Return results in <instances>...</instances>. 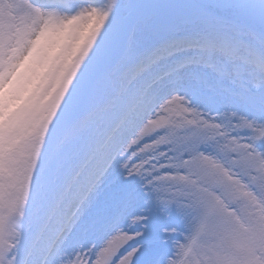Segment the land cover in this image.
Segmentation results:
<instances>
[{"label":"snow or ice","instance_id":"snow-or-ice-1","mask_svg":"<svg viewBox=\"0 0 264 264\" xmlns=\"http://www.w3.org/2000/svg\"><path fill=\"white\" fill-rule=\"evenodd\" d=\"M0 264H264V0H0Z\"/></svg>","mask_w":264,"mask_h":264}]
</instances>
